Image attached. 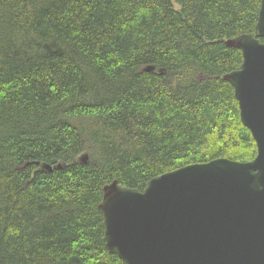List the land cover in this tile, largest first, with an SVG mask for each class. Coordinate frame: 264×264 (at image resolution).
I'll list each match as a JSON object with an SVG mask.
<instances>
[{
	"label": "trees",
	"instance_id": "16d2710c",
	"mask_svg": "<svg viewBox=\"0 0 264 264\" xmlns=\"http://www.w3.org/2000/svg\"><path fill=\"white\" fill-rule=\"evenodd\" d=\"M259 8L0 0V264H126L105 246V184L252 160L222 76L242 61L224 40L252 33Z\"/></svg>",
	"mask_w": 264,
	"mask_h": 264
},
{
	"label": "water",
	"instance_id": "95a60500",
	"mask_svg": "<svg viewBox=\"0 0 264 264\" xmlns=\"http://www.w3.org/2000/svg\"><path fill=\"white\" fill-rule=\"evenodd\" d=\"M260 38H264V0L254 31L224 40L242 57L239 68L222 78L233 87L240 120L255 141L252 160L216 158L185 165L151 178L141 191L117 180L102 187L99 209L105 246L126 264H264V41ZM42 168L52 170L50 165Z\"/></svg>",
	"mask_w": 264,
	"mask_h": 264
}]
</instances>
